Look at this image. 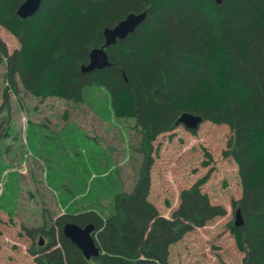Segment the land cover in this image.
I'll use <instances>...</instances> for the list:
<instances>
[{
  "label": "trees",
  "instance_id": "obj_1",
  "mask_svg": "<svg viewBox=\"0 0 264 264\" xmlns=\"http://www.w3.org/2000/svg\"><path fill=\"white\" fill-rule=\"evenodd\" d=\"M25 0H0V26L21 48L7 56L11 80L18 76L31 95L84 101L86 88L109 92L114 115L136 119L146 158L130 194L114 201V213L62 216L58 240L36 252L37 264H169L170 248L226 210L202 192L206 180L181 194L172 219L150 203L152 144L175 131L183 113L230 127L227 156L242 180L245 224L232 227L244 264H264V0H42L27 20L17 16ZM145 22L106 49L112 66L82 73L90 53L105 46L106 29L129 14ZM94 224L97 258L87 260L63 232L66 223ZM40 245V244H39Z\"/></svg>",
  "mask_w": 264,
  "mask_h": 264
},
{
  "label": "rangeland",
  "instance_id": "obj_2",
  "mask_svg": "<svg viewBox=\"0 0 264 264\" xmlns=\"http://www.w3.org/2000/svg\"><path fill=\"white\" fill-rule=\"evenodd\" d=\"M19 44L0 26V264H37L46 234L58 240L62 216L110 217L116 196L134 190L148 152L136 119L116 117L105 88H86L74 104L37 98L18 76L11 80L7 56ZM232 136L229 126L207 121L196 131L178 126L152 144L149 201L159 216L172 219L182 192L204 179L202 192L226 210L173 244L169 264L245 262L232 232L243 197L238 165L226 155Z\"/></svg>",
  "mask_w": 264,
  "mask_h": 264
},
{
  "label": "water",
  "instance_id": "obj_3",
  "mask_svg": "<svg viewBox=\"0 0 264 264\" xmlns=\"http://www.w3.org/2000/svg\"><path fill=\"white\" fill-rule=\"evenodd\" d=\"M217 6H221L223 4V0H214ZM42 4V0H25L20 6H18L17 16L20 20H27L35 16L39 10L40 5ZM147 18V14H129L123 21H121L116 27L112 29H106L104 32L105 46L101 48L94 49L90 55L89 64L81 67L82 73L89 74L95 71H103L112 66L109 61L108 54H106V49L115 46L118 41H124L130 35L134 34L136 30L141 26L143 22H145ZM204 123L203 117L200 115H196L193 113H183L180 117L178 124L179 126H184L186 129L190 131H196L200 125ZM241 209L238 208L235 211V224L233 226L235 228H241L245 224L243 214L241 213ZM96 228L94 224H90L86 227H81L76 223H66L63 226V234L69 239L73 245L77 246L83 253V257L87 260H91L93 258H97L100 255L99 247L94 244L95 239L93 234L95 233ZM43 245V241L40 240V246Z\"/></svg>",
  "mask_w": 264,
  "mask_h": 264
},
{
  "label": "bare ground",
  "instance_id": "obj_4",
  "mask_svg": "<svg viewBox=\"0 0 264 264\" xmlns=\"http://www.w3.org/2000/svg\"><path fill=\"white\" fill-rule=\"evenodd\" d=\"M145 13V12H144ZM141 14V13H140ZM135 15V14H134ZM137 15V14H136Z\"/></svg>",
  "mask_w": 264,
  "mask_h": 264
}]
</instances>
